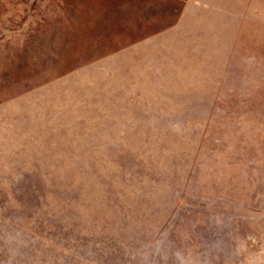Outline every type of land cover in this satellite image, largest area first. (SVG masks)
<instances>
[{"label": "rangeland", "instance_id": "obj_1", "mask_svg": "<svg viewBox=\"0 0 264 264\" xmlns=\"http://www.w3.org/2000/svg\"><path fill=\"white\" fill-rule=\"evenodd\" d=\"M76 8L0 0V264H264V0Z\"/></svg>", "mask_w": 264, "mask_h": 264}, {"label": "crops", "instance_id": "obj_2", "mask_svg": "<svg viewBox=\"0 0 264 264\" xmlns=\"http://www.w3.org/2000/svg\"><path fill=\"white\" fill-rule=\"evenodd\" d=\"M76 1V5H77V12L76 14L72 13L69 15V18L71 19H75V16H77V18H88L90 16V3L91 0H75ZM82 3V4H80ZM53 8V7H52ZM51 8V9H52ZM55 10H58L57 7L53 8ZM52 18H59V14L58 13H53ZM76 18V19H77Z\"/></svg>", "mask_w": 264, "mask_h": 264}]
</instances>
